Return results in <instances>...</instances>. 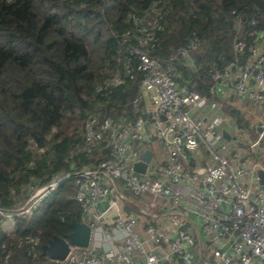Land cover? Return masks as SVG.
<instances>
[{
  "label": "trees",
  "instance_id": "1",
  "mask_svg": "<svg viewBox=\"0 0 264 264\" xmlns=\"http://www.w3.org/2000/svg\"><path fill=\"white\" fill-rule=\"evenodd\" d=\"M154 6L150 54L172 61L178 83L209 98L212 71L244 61L264 33V0H0V209L22 202L29 183L59 177L28 217L14 216L12 229L3 227L0 212V264H56L41 245L83 216L73 175L64 173L106 156L102 141L85 140V117H134L128 99L139 78L124 77L104 93L96 85L106 68L122 70ZM192 34L198 43L189 55L172 58V47ZM237 38L245 40L242 52L233 49Z\"/></svg>",
  "mask_w": 264,
  "mask_h": 264
},
{
  "label": "built area",
  "instance_id": "2",
  "mask_svg": "<svg viewBox=\"0 0 264 264\" xmlns=\"http://www.w3.org/2000/svg\"><path fill=\"white\" fill-rule=\"evenodd\" d=\"M152 11L156 14L141 26L139 46L132 47L122 70L106 68L95 88L100 93L109 92L124 77L139 78L136 92L128 99L133 119L87 114L84 138L102 141L106 156L64 173L73 175L74 197L81 212L90 218L82 220H87L92 231L98 222L103 223L106 207L99 203V197L111 189L123 197L118 189L122 181L147 201L141 210L154 214L151 209L157 205L172 209L180 218L191 213L199 220L208 255L200 250L199 229L183 228L179 218L175 226L144 224L145 238L154 243L168 240L171 253L179 255L178 264H250L255 258L264 261V184L258 181L256 172L257 167L264 169V161L253 160L241 150L236 143L243 138L241 133L224 137L220 124L227 115L210 113L206 108L208 103L210 109L218 110L216 99L179 84L172 72L174 63L150 54V40L154 38L149 27L156 26L159 17L157 6ZM197 43L196 36L190 35L184 43L172 47L171 57L189 55ZM244 46L242 38L233 42L237 51L242 52ZM211 75L228 81L238 95L264 106V37L250 45L244 61H230ZM262 135L260 132L246 142L257 146L263 142ZM153 138L159 140L165 154L145 160L142 152L147 146L142 141ZM134 139H139L138 145L131 142ZM143 161L144 167L137 168ZM58 180L54 175L41 185L29 183L28 197L15 208L1 212L8 217H28ZM137 220L135 215L116 216V224L123 229L120 249L91 246L80 250L70 245L65 258L56 260V264H107L112 259L135 264L138 260L130 257L133 251L142 255L143 264H163V252L145 248L144 239L134 228ZM192 245H197V262Z\"/></svg>",
  "mask_w": 264,
  "mask_h": 264
},
{
  "label": "crops",
  "instance_id": "3",
  "mask_svg": "<svg viewBox=\"0 0 264 264\" xmlns=\"http://www.w3.org/2000/svg\"><path fill=\"white\" fill-rule=\"evenodd\" d=\"M236 74V73H235ZM214 96L213 99H216L219 103L222 102V106L220 105L218 110L210 109L209 104L207 103L206 108L211 113L213 112H221L224 115H227L226 120L221 121V127L226 129L230 136L239 132L243 135L241 139L242 142L238 143V146L242 151L246 152V155L259 162L264 161V106L262 103L251 100L249 98L240 96L236 93V91L229 86L228 81L223 79H219L214 83L213 86ZM229 106L235 107L237 109L238 115L242 117V119L248 121V127L243 128L238 125L237 119L231 116L229 113ZM229 112V113H228ZM229 114V116H228ZM225 121V124L228 122L230 129L227 128L225 124H222ZM237 123V126L234 124ZM250 128H253L250 130ZM254 132L255 134H252ZM256 132L263 133V142L260 141L257 146H250L246 140L247 138H255L258 134ZM251 134V135H250ZM226 138V137H225ZM230 138V137H229ZM226 138V139H229ZM145 145L148 148H152L151 150V158L158 159L164 156V148L161 146V143L157 138H153L150 141L146 142ZM143 156V152H142ZM120 182L119 190L123 192V197H121L114 189L107 194H104L99 197V203L106 207V212L104 214L103 223H97L98 226L94 228V230H90V242L86 246H76L77 249L84 250L91 246L96 248H109V249H120L122 244V233L123 229L116 224V216H128V215H136L138 220L134 225L135 230L139 233V235L144 239V246L147 250H158L165 254V257L162 258L163 264H178L180 262L179 255L171 253L168 246V240H164L161 243L150 242L145 238L144 232V224L147 222H152L157 225L160 224H169L171 226H175L177 218L180 219V226L186 229H199L200 233V250L203 254L208 255V245L207 239L202 234L200 230V222L196 220L191 213H185L183 218H180L179 215L174 212L172 209L160 208L157 205L154 206L151 210L154 214L149 212H145L141 210V207L146 208V200L142 195H138L132 192V190ZM148 196V195H147ZM90 218L85 214H83L82 219ZM86 220V221H87ZM175 228V227H174ZM191 251L193 252V259L195 262L199 260V256L196 254L197 245L190 246ZM130 257L137 259L138 262L135 264H143L142 263V255L137 251H133ZM128 264L126 261L122 259H112L108 261L107 264ZM250 264H264V261L255 258Z\"/></svg>",
  "mask_w": 264,
  "mask_h": 264
},
{
  "label": "water",
  "instance_id": "4",
  "mask_svg": "<svg viewBox=\"0 0 264 264\" xmlns=\"http://www.w3.org/2000/svg\"><path fill=\"white\" fill-rule=\"evenodd\" d=\"M223 135L226 138L230 137L229 132L223 129ZM151 149L146 147L143 150V158L149 159ZM145 161L140 162L136 167L143 168ZM258 181L264 184V169L261 167L256 168ZM71 229L65 235H53L48 242L41 245L42 253H46L53 259H63L67 254L70 245L86 246L90 240V225L84 220L71 219Z\"/></svg>",
  "mask_w": 264,
  "mask_h": 264
},
{
  "label": "clouds",
  "instance_id": "5",
  "mask_svg": "<svg viewBox=\"0 0 264 264\" xmlns=\"http://www.w3.org/2000/svg\"><path fill=\"white\" fill-rule=\"evenodd\" d=\"M151 11H152V9H151ZM149 17H150V16H149ZM151 17H152V16H151ZM145 22H146V21H145ZM145 25H147V23H145ZM140 29H141V28H140ZM261 36L264 37V33H259V35H258V40L261 38ZM258 40H257V41H258ZM257 41H256V42H257ZM253 44H254V43H253ZM251 45H252V44H251ZM95 114H97V113H95ZM42 184H43V183H42ZM40 185H41V184H40ZM36 186H37V185H36ZM30 192H31V189H30ZM29 194H30V193H29ZM29 194H28V195H29ZM27 197H28V196H27ZM27 197H26V198H27ZM26 198H25V199H26ZM25 199H24V200H25ZM2 210H3V209H2ZM4 210H9V209H4ZM0 212H1V210H0ZM1 213H3V212H1ZM3 214L5 215V218L3 219L2 224H3V222H4L6 219H9V218L14 220V216H10V217H8L5 213H3ZM81 220H82V219H81ZM3 227H4L5 229H11V227H5L4 224H3ZM64 258H65V257H64ZM64 258H63V259H64ZM56 260H58V259H55V261H56Z\"/></svg>",
  "mask_w": 264,
  "mask_h": 264
},
{
  "label": "rangeland",
  "instance_id": "6",
  "mask_svg": "<svg viewBox=\"0 0 264 264\" xmlns=\"http://www.w3.org/2000/svg\"><path fill=\"white\" fill-rule=\"evenodd\" d=\"M234 42V41H233ZM146 103H148V101H146ZM220 105L222 106V102L220 101ZM222 124H225V121H223ZM227 126L228 129H230V126L228 125V122L225 124ZM199 149V148H198ZM136 216V215H135ZM4 226L5 227H11V229L13 228V224H14V221L13 219H6L4 222H3ZM91 230V228H90ZM91 236V235H90ZM90 242V240H89ZM89 244V243H88ZM66 256V255H65Z\"/></svg>",
  "mask_w": 264,
  "mask_h": 264
}]
</instances>
